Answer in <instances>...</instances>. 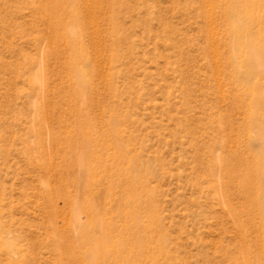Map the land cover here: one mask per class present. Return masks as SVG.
Segmentation results:
<instances>
[{
    "label": "rangeland",
    "instance_id": "1",
    "mask_svg": "<svg viewBox=\"0 0 264 264\" xmlns=\"http://www.w3.org/2000/svg\"><path fill=\"white\" fill-rule=\"evenodd\" d=\"M85 1L82 108L98 144L83 174L72 54L59 15L46 11L55 0H0V264H69L52 235L90 226V204L135 264H264L258 210L215 163L264 146L228 55L223 1ZM251 82L264 100V74ZM134 211L148 235L143 255Z\"/></svg>",
    "mask_w": 264,
    "mask_h": 264
},
{
    "label": "bare ground",
    "instance_id": "2",
    "mask_svg": "<svg viewBox=\"0 0 264 264\" xmlns=\"http://www.w3.org/2000/svg\"><path fill=\"white\" fill-rule=\"evenodd\" d=\"M208 1L210 5L215 7L220 0ZM222 1L224 4L222 12L226 15V24L230 35V43L228 45L230 62L234 67L236 80L241 88V97L248 96L250 98L248 103L250 123L257 124L259 129L257 137L264 140V113L262 116L259 113V108L264 101L263 93L260 91L263 86L259 82H251L253 77H259L264 74V30L259 35L253 31L255 24L264 28V16L261 13L262 10L264 11V0ZM85 2L86 4L89 3ZM85 8H87L86 5ZM92 8H90L91 13L94 12V8ZM82 10L81 0H55L54 5L48 4L46 6V11L51 15L54 17L59 15L56 20L63 27L61 37L68 42L72 54L71 70L74 78L72 90L77 97L74 106L78 109L79 114H81L80 118H82L80 120L81 124L75 132L77 133L75 138L82 137L85 139V149L82 153L76 155V159L73 162L85 174L92 172V162L98 142L90 138L87 131L88 127L85 128V125H93V123L90 121L89 115L84 114L82 108V102L89 97L87 92L88 80L85 79L89 70L86 72V70H82L79 67V61L85 56V50L79 44L83 24L81 20ZM64 14L68 15V20H64V17H62ZM90 17L92 19L91 15ZM215 52H218V50ZM244 66L245 69L242 70ZM115 143L117 144V141ZM215 163H220L227 172L233 173L237 177L240 191L248 199V207L258 210L263 228L261 245L264 247V146L262 151L252 149L249 159L242 156H222L216 158ZM81 180L85 187L89 186L90 182L87 179ZM127 193V201H131L132 193ZM89 209L92 214L90 226L98 227L99 234H92L90 226L75 223L76 231L70 228L65 232L56 230L53 233L52 238L55 250L60 252V254H64L68 258L69 264H76L80 261H83L84 264H108V261L113 257L118 264H135L133 257L125 255V241L119 235H117L118 239L116 235H112L109 230V223L103 221L104 219L100 217L92 204H90ZM132 219H134V242L137 245L136 254L143 255L146 251L148 235L144 233L145 227L135 214V211L132 214ZM251 220L249 219L250 222H252ZM84 247L86 250L82 251ZM132 250L134 251V249ZM242 250L246 251L244 246ZM152 264H158L155 256H153Z\"/></svg>",
    "mask_w": 264,
    "mask_h": 264
}]
</instances>
